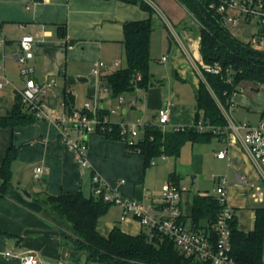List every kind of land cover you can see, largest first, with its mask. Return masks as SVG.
<instances>
[{"label": "crops", "instance_id": "0c3cea01", "mask_svg": "<svg viewBox=\"0 0 264 264\" xmlns=\"http://www.w3.org/2000/svg\"><path fill=\"white\" fill-rule=\"evenodd\" d=\"M150 1L151 11L119 0H0V74L8 82L0 88V118L11 115L19 102L18 92L26 85L23 66L16 59L24 35L34 37V57L28 61L34 79L40 84L55 80L46 98L53 108L50 119L33 116L30 123L15 127L0 123V166L10 149L15 152L10 181L4 192L0 191V264H21L19 256L28 252L38 254L44 264H98L88 263L84 254L79 261L74 259L71 225L44 203L47 195L81 192L87 198L96 196L95 176L125 198L154 207L159 215L165 213L163 185L173 182L185 187L180 205L187 230L192 229L194 195L218 197L219 179L225 177L227 201L236 215L237 228L243 233L255 231L258 212L264 211V175L243 143L245 130L238 133L227 126L207 125L203 133L212 132L210 140L187 142L177 159L161 156L150 166L142 154L131 152L124 140L94 134L87 140L88 165L81 166L64 142L63 128L55 123L65 113L62 104L68 99L72 108H82L87 101L98 103L115 123L132 119L137 104L131 105V99L125 97L134 96L138 89L115 98L104 90L101 77L127 67L125 23L149 19L153 27L150 52L159 50V63L166 64L167 70L152 75L153 85L146 100L140 99L141 109L157 123L160 112L169 108L166 131L194 125L203 81L198 25L177 0H159L161 7ZM230 13L236 17V24L228 25L233 36L264 51V27L258 22L254 25L256 20L245 19L239 11ZM60 27L64 30L59 31ZM165 29L177 38L167 54ZM97 62L108 65L101 76L93 74ZM116 107L121 121L115 119ZM223 112L227 122L236 125L264 123V85L255 91L251 84H242ZM223 151L225 157L218 158ZM37 167L44 169L40 182L35 179ZM3 183L0 178V190ZM122 216L121 207L112 204L97 222V232L105 238L117 227L131 236L150 233L137 219ZM8 252L13 256L5 257Z\"/></svg>", "mask_w": 264, "mask_h": 264}, {"label": "trees", "instance_id": "16d2710c", "mask_svg": "<svg viewBox=\"0 0 264 264\" xmlns=\"http://www.w3.org/2000/svg\"><path fill=\"white\" fill-rule=\"evenodd\" d=\"M127 4L139 5L150 10L145 0H119ZM264 2V0H261ZM200 23L198 34L201 38L200 54L203 64L220 66L214 73L201 67L203 81L197 99L198 113L195 124L184 130L164 131L156 123L144 132V138L128 143L121 134L117 123L112 122L105 135L109 139L124 140L129 150L142 154L147 166L161 156L177 159L187 142H205L213 136L212 132L200 133L195 125L203 120L206 125L225 127L228 125L223 109L227 110L232 97L244 83L258 90L264 85V51L250 43L239 41L230 32L228 25L222 23L224 14L218 11L219 0H177ZM213 5V6H212ZM62 27L59 31H63ZM151 20L127 22L124 25V47L127 67L101 77L103 87L109 88L115 98L137 89H149L153 85L150 75ZM140 75V80H138ZM71 110L70 99L66 100ZM29 111L19 102L11 115L0 118L4 127H15L31 122ZM101 110L100 115L106 116ZM15 152L10 149L0 166V178L4 180L1 192L6 189L11 178V164ZM44 203L62 220L71 225L69 238L74 258L86 256L87 262L98 264H208L201 259L186 256L176 244L164 234L150 230L138 236L128 235L115 228L109 237L101 236L96 229L99 219L106 214L112 203L105 202L102 196L85 197L81 192L63 193L59 196L47 195ZM222 206L210 194H195L190 231L203 233L214 244L218 237L217 221ZM182 223V218L179 219ZM183 224V223H182ZM232 256L236 264H263L264 211L257 215L256 229L243 233L237 228L236 215L231 222Z\"/></svg>", "mask_w": 264, "mask_h": 264}, {"label": "built area", "instance_id": "2783aa9c", "mask_svg": "<svg viewBox=\"0 0 264 264\" xmlns=\"http://www.w3.org/2000/svg\"><path fill=\"white\" fill-rule=\"evenodd\" d=\"M25 1L27 2L28 0ZM145 1L153 7L150 0ZM26 7L29 8V5L26 4ZM218 11L224 14L227 25L236 24V17L231 15L230 12L239 11L245 19L256 20L264 27V2L261 0H242L241 3L235 0H219ZM33 43L34 37L31 35H24L20 40V49L16 55V59L23 66L21 74L26 78V85L24 89L19 90L18 94L21 103L37 119H50L53 108L46 98L52 91L55 80L50 79L45 81L44 84H40L34 79V69L28 66V61L34 57ZM252 43H256V40L253 39ZM0 46H2V42H0ZM164 60H166V57ZM202 67L214 73L221 71L218 65L210 67L202 63ZM107 69L108 65L106 63L97 62L94 66L93 74L101 76L102 72ZM140 78V75H138V80ZM7 83L5 76L0 74V88ZM104 90L106 92L110 91L107 87H104ZM123 102L124 98L120 97V103ZM62 107L65 113L56 119L55 123L63 128L66 146L75 152L81 166H87L88 138L94 134L106 133L113 121L106 116L102 117L100 115L102 108L95 102L87 101L82 108L73 107L71 110H68V105L64 102ZM169 122L170 110L169 108H165L160 112L156 124L166 131ZM117 124L120 127L121 134L130 144L136 141V137L144 133L148 126H150V123L144 122L141 119L128 124ZM206 126L203 120H200L195 125L200 133L204 132ZM185 128L184 126H179L175 130H184ZM227 129H233V131L238 133L240 130H245L243 143L264 175V123L258 126H251L246 123L236 125L228 121ZM214 133L218 134L219 131L215 130ZM217 156L223 159L225 152H220ZM152 164H154V161ZM43 172V167L35 169V179L37 181H41ZM226 185V178L221 177L216 188V193L222 209L217 221L218 237L216 242L212 244L205 235L187 230L179 221L182 217L181 196L186 191L185 187H181L173 182L163 185L162 198L163 211L165 213L164 215H159L154 207H147L141 202L127 199L119 191L108 188L98 176L93 178L94 194L102 196L105 202L120 206L123 211V219L128 217L137 219L143 226L158 231L171 239L186 256L201 259L208 264H236L232 256L231 242V222L235 213L227 201ZM4 255L5 257L13 256L9 252ZM19 259L21 264H44L41 257L34 252L20 255Z\"/></svg>", "mask_w": 264, "mask_h": 264}, {"label": "rangeland", "instance_id": "374dc122", "mask_svg": "<svg viewBox=\"0 0 264 264\" xmlns=\"http://www.w3.org/2000/svg\"><path fill=\"white\" fill-rule=\"evenodd\" d=\"M235 1H237L238 3H241L242 0H235ZM154 2L157 3L161 7V3L159 0H154ZM179 11H181V6L177 3V14H179L178 13ZM192 18L196 22V24L198 25V28H199L200 23L198 21H196V19L193 16H192ZM252 23L255 25L257 23V21L256 22L253 21ZM165 31L167 32V34L165 35V39L168 42V48L166 50V54H167V52L169 50V39L173 42L177 38L173 32L169 31V33H168V31L166 29H165ZM158 34H159V32H157L156 37L158 36ZM164 34H165V32H164ZM161 56L162 55L159 53V50L156 52H152L151 57H152L153 61L150 65V75H153L154 73L155 74H162L163 72H165V69L167 70L166 64L159 63V59L161 58ZM150 88H151V86H150ZM169 89H170L169 87H166V90H169ZM177 91H178V85H177ZM148 92H149V90H147V89H138L134 96L126 95L125 98H127L126 99L127 101H128V99H131V101H130L131 105L137 104V106H136L137 111L133 114L132 119H127L126 121L123 122V121H121V119H122L121 111L118 110L119 107H116L117 109H115V110H117V111H116L115 119H118L121 121V122H117V123L122 124V122H123V123L128 124V123H130L131 120H137V119H141L142 121L147 122V123L151 122L152 116L144 114L143 110L141 109V106L143 105V103L140 102V99L146 100ZM143 138H144V134L139 135L136 137V141L141 140ZM81 262L84 263L83 260H81Z\"/></svg>", "mask_w": 264, "mask_h": 264}, {"label": "water", "instance_id": "95a60500", "mask_svg": "<svg viewBox=\"0 0 264 264\" xmlns=\"http://www.w3.org/2000/svg\"><path fill=\"white\" fill-rule=\"evenodd\" d=\"M222 23H223L224 25H226V21H225V19H222ZM171 47H172V41L169 39V51H168V53H170V51H171ZM77 80L80 81L81 78H78ZM25 193H27V191H25ZM72 257H75V254H74V253L72 254Z\"/></svg>", "mask_w": 264, "mask_h": 264}]
</instances>
